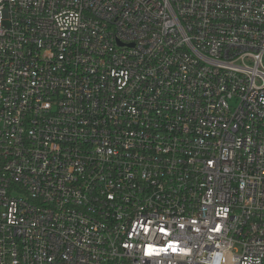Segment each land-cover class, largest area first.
<instances>
[{
  "label": "built area",
  "instance_id": "obj_1",
  "mask_svg": "<svg viewBox=\"0 0 264 264\" xmlns=\"http://www.w3.org/2000/svg\"><path fill=\"white\" fill-rule=\"evenodd\" d=\"M0 264H264V0H0Z\"/></svg>",
  "mask_w": 264,
  "mask_h": 264
},
{
  "label": "rangeland",
  "instance_id": "obj_2",
  "mask_svg": "<svg viewBox=\"0 0 264 264\" xmlns=\"http://www.w3.org/2000/svg\"><path fill=\"white\" fill-rule=\"evenodd\" d=\"M13 194H14L15 196H23L21 193H19V192H17V191L14 192Z\"/></svg>",
  "mask_w": 264,
  "mask_h": 264
}]
</instances>
